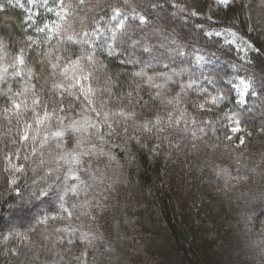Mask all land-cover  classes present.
I'll list each match as a JSON object with an SVG mask.
<instances>
[{
  "label": "trees",
  "instance_id": "obj_1",
  "mask_svg": "<svg viewBox=\"0 0 264 264\" xmlns=\"http://www.w3.org/2000/svg\"><path fill=\"white\" fill-rule=\"evenodd\" d=\"M63 4L67 13L60 0H0V37L7 44L0 67L16 64L19 55L24 59L15 69L22 74L13 76L9 67L6 86L0 84V264H264V0ZM155 5L164 7L161 16L151 10ZM115 8L126 31H117L113 41ZM173 16L186 27L178 31ZM82 55L93 56L81 67L92 73L97 108L104 101L108 110L135 111L138 121L173 108L174 118L184 113L167 139L145 141L148 148L114 138L120 145L110 149L115 160L93 163L105 174L103 184L84 172L79 181L70 178L77 166L58 162L59 145L71 148L74 139L68 131L62 138L52 135L73 120L98 119L82 95L80 101L69 95H80L77 89L65 91L71 73L66 79L61 68ZM153 55L159 61L152 63ZM57 56L61 68L53 75L50 63ZM169 77L163 96L180 95L173 105H162L153 84ZM241 80L252 84L247 94L237 87ZM54 83L64 88L54 89ZM29 85L41 97L35 112H6L15 93ZM27 95L31 107L32 91ZM218 95L205 110L195 106ZM45 108L50 115L40 123L37 114L43 118ZM76 186L78 195H64ZM85 200L92 202L90 215L80 207ZM89 231L103 239L87 245L80 235Z\"/></svg>",
  "mask_w": 264,
  "mask_h": 264
},
{
  "label": "snow or ice",
  "instance_id": "obj_2",
  "mask_svg": "<svg viewBox=\"0 0 264 264\" xmlns=\"http://www.w3.org/2000/svg\"><path fill=\"white\" fill-rule=\"evenodd\" d=\"M83 0H81V3ZM128 0H125L127 3ZM221 3H224L225 0H220ZM61 11L67 13V9L64 7L63 0H60ZM113 16L111 19L116 20V26L112 29V36L111 39L115 41L117 39L116 32L119 31L121 34H124L126 31V25L122 18H119L121 14V10L119 8L113 9ZM196 13L193 12V15ZM133 16H138V19L141 22H147V18L145 16L139 15L135 11L132 13ZM66 19V15H65ZM47 27V26H46ZM85 36L88 35L87 32L84 33ZM217 35H221L217 33ZM93 36H97V33L94 32ZM29 40L32 38L29 37ZM69 40H73L74 36L69 35L67 37ZM7 47V44L3 37H0V49H4ZM21 53L23 49L20 50ZM51 56V53L48 54ZM62 57L57 56L55 58L56 62H51L50 67L53 69V75H55V70L57 68H61L59 61ZM198 60L203 59L202 57H197ZM87 60L89 62H94L92 55H82L78 56L74 60H69L67 64L63 65L61 68V74L68 79L69 73H71V77L69 79L68 88L65 91H69L70 89H77L80 95H75L71 91H69V95H73L76 101H80L81 95L86 101V107L94 113V116L98 119L89 120L84 119L83 122H78L73 120L70 125L67 126L65 130H58L52 133L55 137H64L65 131L70 133L69 139H74V143L71 148L65 149L64 144H60L59 147L62 149L61 154L58 156V162H63V164L71 165L75 164L77 169L71 171L70 178L79 181L81 179V172L86 173L90 179L94 183L103 184L105 182V174L103 171H100L98 165L96 168L93 167L94 161H99L101 158H106L109 163L115 160V156L111 152V147L116 146L119 147L120 145L115 144L114 138H119V140L123 144H127L128 142H132L134 145L139 146L140 148H148L149 144L145 143V141H149L154 143L155 140L167 139V136L164 135L171 129L177 128L180 123L183 121L184 113L181 112L180 115L176 118L173 117V111H169L166 113V116H161L160 114H156L153 119L148 120L145 119L143 121L136 120V113L135 111H126L124 109H118L115 111L108 110L105 107V102L102 101L99 105V108L96 107L94 97L96 96V92L98 89L93 88L91 83V72H86L81 67V61ZM24 59L22 55L16 57V64L10 66H2L0 67V84H4L6 86L7 83V76H8V68L12 67L14 70L11 73L13 76H19L22 73L16 71L17 65H23ZM29 75H31V70H29ZM152 77H148V81H152ZM169 78L164 80L162 84H153V87L157 89L155 93L154 99L158 100L162 105H173L174 101L178 100L179 93L176 94L175 97L172 99H167L163 96L162 89L167 84ZM189 87L191 85H188ZM52 87L54 89H63L64 84H53ZM238 88L242 87L243 93L247 94L249 89L252 87L251 82H246L244 80L240 81V84L237 86ZM32 91V100H31V107L28 103V92ZM184 86H181V92H183ZM102 91H110L108 88L102 89ZM255 94V93H253ZM131 97V93L128 94ZM222 96L218 95L216 97H211L210 99H206L204 103H200L195 105L200 110H205V104L211 103L215 105ZM142 99V98H141ZM139 103V101H138ZM147 101H144V105H147ZM41 104V97L35 93V85H29L25 87L22 92H17L14 95V98L11 99V108L5 109L6 112H12L17 116L21 115V112H27L29 110L35 112V107ZM72 107V105H69ZM63 105L61 104L60 111H63ZM55 109L52 112V115L55 114ZM49 113L45 108L43 118H40L37 114V120L40 123H43L45 120L49 118ZM61 120L64 119L63 117L60 118ZM131 121V124L129 123ZM194 122V121H193ZM31 125H26L22 139L27 140L29 139L28 129ZM131 129V130H130ZM239 128L233 129V131H239ZM71 134H78V135H71ZM228 139H231L228 137ZM46 142V139H45ZM243 143V140H241ZM108 146L109 150L106 151L105 147ZM160 147V145H155L150 150L152 152H156V150ZM87 158V159H85ZM108 167V165H105ZM100 171V174L97 175V172ZM239 179V178H237ZM246 179V178H245ZM15 183V181H12ZM91 185H85L83 191L85 195H87L88 191L90 190ZM68 192H71L74 195H78V186L71 187L68 189L64 195H68ZM43 195H47L46 192L42 193ZM76 207V205H73ZM83 208L85 215H90L91 209L93 207L92 202L89 200H85L83 204L80 205ZM61 208L64 212L67 213L68 217H71L73 213L68 211V209L64 208L63 204H61ZM52 219H63V216H54L51 217ZM92 220H95V216H91ZM48 218L45 217L44 223H47ZM59 231V229H58ZM27 238V237H25ZM80 239H82L87 245L92 246L94 240L103 239V237H98L92 232H82L80 235ZM106 251H111V249H106ZM84 256L87 255L85 252ZM80 259V257H77Z\"/></svg>",
  "mask_w": 264,
  "mask_h": 264
},
{
  "label": "rangeland",
  "instance_id": "obj_3",
  "mask_svg": "<svg viewBox=\"0 0 264 264\" xmlns=\"http://www.w3.org/2000/svg\"><path fill=\"white\" fill-rule=\"evenodd\" d=\"M151 10H153V12H155V14H157V16H161L162 15V13L164 12V7H160V6H151ZM264 17V16H263ZM172 21H175L174 22V24H175V27H176V29L179 31V29L181 28V27H186V25L185 24H182V23H178L179 24V26L177 25V22L178 21H176L177 20V16H173V18H170ZM264 19V18H263ZM192 28V27H191ZM190 30V29H189ZM192 31H193V33H196L197 32V27L196 28H192L191 29ZM163 36L165 37L166 36V40L169 42V41H175V38H174V36L172 35V34H170V33H167V32H165V31H163ZM162 36V37H163ZM163 37V38H164ZM67 39V38H66ZM83 39V38H82ZM67 40H69V39H67ZM133 45H134V43H132ZM158 58H157V56H152V58H150V61L152 62V61H154V62H157V61H159V60H157ZM127 62V61H126ZM128 63H130V64H134V65H138L139 63L141 64V62H137V61H131V62H128ZM153 63V62H152ZM173 73H174V71H173ZM235 128H239L238 126H233V129H235Z\"/></svg>",
  "mask_w": 264,
  "mask_h": 264
}]
</instances>
